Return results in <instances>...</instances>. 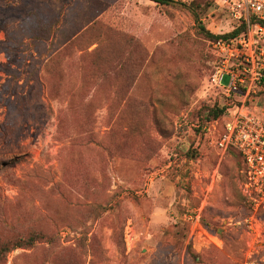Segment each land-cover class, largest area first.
I'll list each match as a JSON object with an SVG mask.
<instances>
[{"label":"rangeland","instance_id":"rangeland-1","mask_svg":"<svg viewBox=\"0 0 264 264\" xmlns=\"http://www.w3.org/2000/svg\"><path fill=\"white\" fill-rule=\"evenodd\" d=\"M170 1L0 0V244L43 237L0 264H264L215 146L237 97L208 82L211 36L240 24ZM252 105L264 121V86Z\"/></svg>","mask_w":264,"mask_h":264},{"label":"built area","instance_id":"built-area-1","mask_svg":"<svg viewBox=\"0 0 264 264\" xmlns=\"http://www.w3.org/2000/svg\"><path fill=\"white\" fill-rule=\"evenodd\" d=\"M219 1L234 21L244 24L245 32L210 43L217 60L208 82L227 99L237 97L215 146L221 155L238 153L241 193L254 213H264V121L252 105L264 82V50L255 38L257 32L264 34V0ZM199 214L189 216L194 230H203Z\"/></svg>","mask_w":264,"mask_h":264},{"label":"trees","instance_id":"trees-1","mask_svg":"<svg viewBox=\"0 0 264 264\" xmlns=\"http://www.w3.org/2000/svg\"><path fill=\"white\" fill-rule=\"evenodd\" d=\"M149 1H151L153 3H156V4H159V5H168L169 3H171L170 0H149ZM28 13H29L28 14L29 16L30 15L33 16V14H31V12L28 11ZM26 15H25V17L28 16V15L27 16ZM56 17L59 18L60 16L57 15ZM239 24H240V26L238 28H236L235 30H233L229 34H225V35H222V36H211L212 41H210L209 43H211V42H213L215 40H218V39L225 40V39H228V38L237 37L238 35L242 34L244 32V30H245V26L242 23H239ZM262 25L264 26V23ZM213 55L214 56L212 58L213 59L212 63L217 60V56L214 53H213ZM263 86H264V82L261 84V87L258 90L257 94L262 91ZM224 109H225L224 107L213 106L212 108L209 109L207 118H210V119L213 120V122L217 123L225 115V110ZM223 122L224 121H221L220 134L218 136V139H219L220 135L223 133ZM227 154H232V155H234L235 158L238 159L239 168H240L241 159H240L238 153H236L234 150H228ZM205 227H207V225ZM42 239H43V237L41 235L34 234V235L29 236L27 239H24V240H14V241H8V242L1 243L0 244V260L5 255H7L8 253H10L13 250L32 248L33 245L37 241L42 240ZM48 241L51 242L52 240H48Z\"/></svg>","mask_w":264,"mask_h":264},{"label":"crops","instance_id":"crops-1","mask_svg":"<svg viewBox=\"0 0 264 264\" xmlns=\"http://www.w3.org/2000/svg\"><path fill=\"white\" fill-rule=\"evenodd\" d=\"M250 226H251V224H250Z\"/></svg>","mask_w":264,"mask_h":264}]
</instances>
